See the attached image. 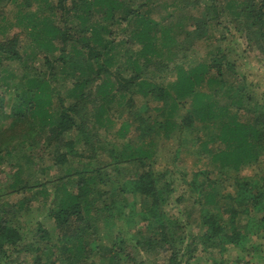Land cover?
I'll return each instance as SVG.
<instances>
[{"label": "trees", "instance_id": "16d2710c", "mask_svg": "<svg viewBox=\"0 0 264 264\" xmlns=\"http://www.w3.org/2000/svg\"><path fill=\"white\" fill-rule=\"evenodd\" d=\"M134 1L0 3V76L10 75L9 62L20 65L12 91L0 88V166H8L0 181V258L31 252L35 264H142L136 254L165 251V264H189L198 246L220 254L228 245L245 251L251 236L264 232V172L258 165L264 92L235 71L231 55V42L239 38L261 55L264 68V0H171L192 21L189 28L172 12L143 10ZM10 2L13 21L4 16ZM227 2L234 7L221 36L225 43L215 40L212 52L191 61L194 42L209 38L210 26L221 27ZM13 27L17 31L8 35ZM48 29L50 39L43 37ZM22 33L39 50L44 70L23 62ZM52 50L57 55L50 60ZM225 89L228 104L219 105L214 97ZM157 136L175 141L162 171L152 166L154 151L144 147ZM99 144L109 159L102 158ZM183 144L235 171L222 180L235 188L225 193L226 204H218L220 172L209 176L199 169L187 180L175 170ZM45 155L49 165L39 166ZM124 161L133 169L118 165ZM177 181L198 204L199 233L187 228L183 215L164 209ZM11 192L19 195L14 202L4 198ZM31 228L37 237L32 242Z\"/></svg>", "mask_w": 264, "mask_h": 264}, {"label": "rangeland", "instance_id": "374dc122", "mask_svg": "<svg viewBox=\"0 0 264 264\" xmlns=\"http://www.w3.org/2000/svg\"><path fill=\"white\" fill-rule=\"evenodd\" d=\"M137 2H142V9L146 10L148 7H156V11H160V13L167 14V12H172L173 13V20L177 21L180 20V18L184 17L183 12L180 10V7L175 9L176 6L179 5H170L171 0H135ZM134 1V2H135ZM3 0L0 2L2 3ZM161 2H165L166 6L160 5ZM141 4V3H138ZM156 4V5H155ZM7 5V11L4 14L5 18L8 21H13V11L15 10L14 4L9 3ZM37 7L35 1L32 3V8ZM163 7V8H162ZM175 7V8H174ZM234 7L233 5H228V2L224 4L223 6V13H221V27H211L210 26V31H209V38L206 39H200L194 42L193 44V50L194 55H189V59L191 61L195 62L197 60L203 59L209 52H212L211 49H213L214 42L215 40H218L219 43L223 45L225 41L222 39L223 33L225 34V29L227 26V23L229 19L231 18V9ZM40 8L43 10L47 11L44 8V5H40ZM155 9V8H154ZM188 13V12H187ZM183 15V17L181 16ZM186 16V14H185ZM4 20V19H3ZM3 23V22H2ZM183 25L185 26L184 28H189V26L192 25V21H187V19L183 18ZM47 28L50 27L49 24L46 25ZM228 27V26H227ZM47 33H45V36L43 34V37L47 38L49 37L52 33L50 32V29H48ZM17 31L16 27H13L10 29V33ZM47 36V37H46ZM178 39H181V35L178 37ZM224 39H228V35L225 36ZM49 42V40L47 41ZM29 39L27 38L24 33L20 36V45H21V50L23 58V62L25 63L26 66L30 68V70H44L45 65H43L42 61V56L39 55V50L37 48L31 49V46L28 44ZM231 45L233 47L232 50V60L234 61V69L237 73H242L244 72L245 77L247 78L248 81H256L257 85V90L258 92H264V68L262 67L261 63V55L254 49L249 48L246 46L244 43H242L241 39H235L232 40ZM117 49L118 51L123 50V45L122 44H117ZM197 54V55H195ZM48 58L50 60L54 59L57 55V52L52 50V51H47ZM20 65L19 63L13 62V63H8V66H6L8 72L10 75H1L0 76V88L2 87L3 91H12L11 85L14 80H16L17 75H18V70ZM20 74V73H19ZM227 76V74L225 75ZM169 78H166L165 80L169 81ZM54 80V79H53ZM11 82V83H10ZM216 85H212L214 87ZM227 94V90H223L218 96L214 97V100L219 104V105H226L228 102H226V97L225 95ZM186 101V100H185ZM149 105L153 108L156 103L148 98ZM237 108L234 106L230 109L231 112H234ZM241 110V109H239ZM150 112L153 115L158 116V111L157 110H150ZM241 115V112L239 113ZM127 116V115H126ZM222 117V116H221ZM224 117V116H223ZM158 118H160L158 116ZM125 119V118H122ZM129 121L130 119L127 118ZM121 119H118L115 124L111 127L112 132H115ZM211 124H216V123H211ZM215 126V125H214ZM216 127V126H215ZM103 133V131L101 132ZM69 137V136H68ZM205 138V137H204ZM172 143V147L174 148L175 146V141L173 144V139L171 137H162V136H157L156 138L152 140L151 143L149 141H145L144 147L145 148H150L154 151L153 156H155L154 161L152 162V166L155 170L162 171L163 169H166L168 166V158L172 150H170V145ZM100 145V144H99ZM213 147L217 146H222L219 142H214ZM217 145V146H216ZM97 149H99V152L101 153V156L103 159H109L107 154L105 153L104 146H98ZM195 147L196 146H188V145H181L180 146V151L173 162V165L175 167V170L181 175H184L185 179L190 180L192 177V174L194 171L202 169V170H207L209 172V176L214 175L216 172H220V180H218V186H220L222 189L220 190V196L218 199V204H226L228 202L227 199H225L224 195L225 193H234L235 188L233 186H229L228 184L222 182L223 179L226 177H233L235 175V171L232 170L230 167L225 168V167H219L216 163L210 162L209 159L207 158L206 155H199L195 152ZM168 152H171L168 156ZM259 163L258 165L261 166L262 171L264 172V149H259ZM166 157V159H165ZM100 158V157H99ZM74 163L76 164V158L74 159ZM94 164L100 163L99 160H94L92 161ZM50 163L49 157L44 156L43 160L39 162V166H48ZM74 164V165H75ZM119 166H124L126 168L133 169V165L129 162H120L118 163ZM3 165L2 167L0 166V181L4 180L5 174L3 170L5 171L8 166ZM2 168V169H1ZM54 169V168H53ZM52 169V170H53ZM248 168L245 171H249ZM63 169H61V172L56 171V175H62ZM55 175V174H54ZM177 176L173 175L172 179H175ZM113 177V176H112ZM180 179V178H177ZM183 183V182H182ZM180 181L176 182L175 188L172 191L170 197L168 198V203L164 206V209L167 211L168 215H183L181 216V221L185 222L186 220H190V224H187V228L191 229L192 233L200 232L197 226V213H198V204L193 201L194 195L189 194L186 186L182 184ZM6 190L3 189V192ZM224 197V198H223ZM4 198H7L10 202H14L19 198V195L11 192L10 194H6ZM183 210V212H181ZM34 214L35 219H40L43 222V226L48 229L49 231H54L55 227L51 220L44 219V216L39 213L36 214L35 211H32L31 214ZM32 221V220H31ZM28 221V222H31ZM25 223V222H24ZM25 227V225H24ZM33 230V233L30 234L29 236V241L32 242L34 239L36 240V232L34 228H31ZM186 229V228H185ZM202 229V228H200ZM203 231V229H202ZM181 233H185L186 230H179ZM186 241H190L186 239ZM44 240H39V243L42 244ZM196 243V242H195ZM260 244L259 250H253V244ZM6 251H8V247H5ZM182 248H180L181 250ZM246 249L245 251H239L238 249H235L234 247L228 245L226 249L223 251L222 254L219 253V250L216 248H208L206 250H203L201 246L197 247L196 252L192 255L191 259L188 261L189 264H264V232H260L258 235H252L250 241L247 242L246 244ZM46 254V253H45ZM48 254V253H47ZM46 254V255H47ZM167 256L168 252L165 251H158V252H153V253H144L140 252L136 254V261H141L142 264H150V263H156V264H165L167 261ZM50 258V257H49ZM1 263L5 264H35L34 262V255L31 252L25 253V252H20V253H15L10 257V261L7 259V257H2L0 258ZM222 262V263H221ZM44 264H51L50 262H46ZM54 264H61L59 261L54 262ZM183 264V263H182ZM185 264V263H184Z\"/></svg>", "mask_w": 264, "mask_h": 264}]
</instances>
